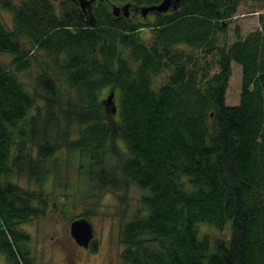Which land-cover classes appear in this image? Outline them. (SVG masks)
Returning a JSON list of instances; mask_svg holds the SVG:
<instances>
[{
  "label": "trees",
  "instance_id": "trees-1",
  "mask_svg": "<svg viewBox=\"0 0 264 264\" xmlns=\"http://www.w3.org/2000/svg\"><path fill=\"white\" fill-rule=\"evenodd\" d=\"M160 1L83 9L79 0H0L12 19L8 26L0 14V53L13 55L0 60L5 264H35L19 225L70 203L66 183L47 184L59 179L63 152L85 158L79 172L102 188L142 191L120 229V264H264V0H255L259 26L245 36L235 29L232 42L228 21L243 0H179L143 21L140 7ZM127 2L128 16L114 15ZM232 62L241 85L238 103L227 104ZM34 64L27 87L21 73ZM22 176L30 187L13 180ZM201 223L231 234L211 240Z\"/></svg>",
  "mask_w": 264,
  "mask_h": 264
},
{
  "label": "rangeland",
  "instance_id": "rangeland-1",
  "mask_svg": "<svg viewBox=\"0 0 264 264\" xmlns=\"http://www.w3.org/2000/svg\"><path fill=\"white\" fill-rule=\"evenodd\" d=\"M119 3L118 6H122ZM263 3L255 0H243L240 2L237 12L228 21V41L235 40V29L239 31L240 36H245L248 32L259 26L257 10ZM172 9V8H171ZM256 10V11H252ZM122 11V10H120ZM119 11V12H120ZM1 18L11 26L12 19L9 12L0 11ZM137 18H142L139 14ZM153 14H148L143 21L152 20ZM149 29L142 30L143 36H149ZM38 55V54H37ZM13 55L0 53V60L8 65ZM39 67L34 64L31 71L21 73V78L25 81L27 87H32V77L36 75ZM166 80V74L162 73L153 77V86L157 88ZM241 85V67L232 62V74L226 89L225 100L227 104H236L239 100ZM111 92L110 88L102 90V97L105 99ZM113 100L116 102V96ZM111 108V106H109ZM120 153L125 155L120 140L118 141ZM116 154V153H115ZM62 160L61 170L58 178L53 175L47 177V184L50 188V182L61 180L69 186L71 201L64 207L60 202L52 208L36 217H32L22 222L19 226L29 234V247L34 257L35 264H120V253L124 247L121 239L120 229L122 224L132 218L140 210V197L142 191L136 187H131L128 191L107 190L98 186L95 179L84 177L78 170L79 162L87 165L85 158L78 161L77 156L63 152L60 153ZM118 157L110 155V164L117 163ZM53 177V178H52ZM24 186L30 187V182L26 177L16 178ZM69 196H67L68 198ZM52 205V204H51ZM85 215L92 223L94 246L89 244L83 247L76 243L70 234V222ZM229 224V223H228ZM201 235L208 236L211 240L215 237L228 238L231 234L230 226L226 225L218 230L215 227L201 223L198 226ZM0 264H5V257L0 252Z\"/></svg>",
  "mask_w": 264,
  "mask_h": 264
},
{
  "label": "water",
  "instance_id": "water-1",
  "mask_svg": "<svg viewBox=\"0 0 264 264\" xmlns=\"http://www.w3.org/2000/svg\"><path fill=\"white\" fill-rule=\"evenodd\" d=\"M81 2V7L84 9L86 5L90 4L93 0H79ZM179 0H161L157 4L153 5H144L141 6L139 11L140 14L143 17H146L149 12L156 11V12H166L170 10L171 8L176 7V3ZM130 6V3L127 2L122 6L114 5L113 6V13L114 15H117L120 10L124 11V15L128 16V8ZM90 8V6H87ZM114 92L111 91L109 95H107L105 102L108 106H111L112 112H115L116 107L113 100ZM69 230L71 236L74 238L77 244L88 247L92 238H93V227L92 223L88 220V218L84 216H79L77 218H74L69 225Z\"/></svg>",
  "mask_w": 264,
  "mask_h": 264
}]
</instances>
